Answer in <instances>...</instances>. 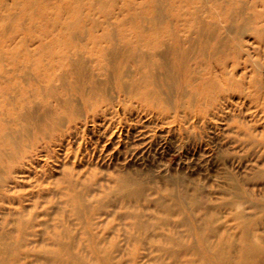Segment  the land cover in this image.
Returning <instances> with one entry per match:
<instances>
[{
  "label": "rangeland",
  "instance_id": "rangeland-1",
  "mask_svg": "<svg viewBox=\"0 0 264 264\" xmlns=\"http://www.w3.org/2000/svg\"><path fill=\"white\" fill-rule=\"evenodd\" d=\"M170 3L172 37L156 48L174 67L169 102L128 96L134 76L117 64L110 99L91 108L49 78L46 22L58 31L76 8L99 33L153 3L0 0V116L34 113L29 129L13 123L15 157L0 149V264H216L208 245L235 264L246 227L264 264V0ZM192 12L203 49L185 41Z\"/></svg>",
  "mask_w": 264,
  "mask_h": 264
},
{
  "label": "bare ground",
  "instance_id": "bare-ground-1",
  "mask_svg": "<svg viewBox=\"0 0 264 264\" xmlns=\"http://www.w3.org/2000/svg\"><path fill=\"white\" fill-rule=\"evenodd\" d=\"M148 1L153 3L150 6L153 8V10L151 9L152 15L145 20L142 16H139L140 19L135 18L136 21L132 19L133 23L131 24L134 25L130 27H124V25H119L115 29L103 27V31L96 33L97 23L92 22L90 26L81 25L76 8L72 10L75 20L68 24H62L58 31L54 32L51 29L57 24V21L46 22L51 40L46 48L41 49H45L47 54H50L49 67L54 71L50 73L51 77L49 78L58 76L62 78L63 82L71 86L70 88L73 92L75 91L76 95L91 97L92 102L88 103L90 104L88 107L94 108L101 102L110 99L109 91L113 86L115 67L117 64H121L124 68L131 70V74L134 76V79L123 87V91L128 96L143 102L149 101L154 108L163 105L160 104L162 99L169 102L170 96L167 93L172 86L174 67L168 53L166 51L159 53L156 48L167 34L172 37V33L167 30L172 17L166 12H162V10H166L165 3H169L171 9L172 3H170L171 0ZM63 5L64 8H67L70 3L65 1ZM101 12L108 13L103 10ZM190 15L187 25L184 24L183 26L187 33L185 34V41L193 45L202 43L200 47L203 49L206 43L205 32L203 28L197 27L196 31L190 30L196 26L194 13L192 12ZM146 24H148L147 27L144 26ZM14 57L13 54L10 56L11 59H15ZM67 97H64L65 104H71V100H67ZM12 99V97L7 99L9 101L7 104H11ZM1 103L2 101H0V107H2ZM33 114V111L25 103L15 118L5 120L0 116V149L2 147L11 149L6 153L10 158L9 160L15 157L16 152L13 146L17 140L12 134L14 121L17 118H22L23 122L28 124L25 129H29V125L34 123L32 121ZM35 126L40 130L47 127V125L40 127L38 123ZM2 150L0 154H2ZM126 181L129 185L136 182L134 179H127ZM195 198L193 199L194 203L197 202ZM190 231H195L202 241H206L205 234H202L201 229L195 227V230L190 229ZM255 236L249 233L247 227L245 228L243 249L235 264H259L255 258L261 252L262 246L253 241L252 238ZM215 247L208 245L206 249L209 251L213 249L216 264H223L227 256L222 254L219 245ZM249 258L251 260H248Z\"/></svg>",
  "mask_w": 264,
  "mask_h": 264
}]
</instances>
